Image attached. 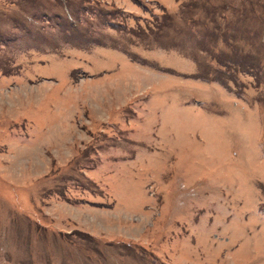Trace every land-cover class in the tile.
Instances as JSON below:
<instances>
[{"label":"rangeland","instance_id":"374dc122","mask_svg":"<svg viewBox=\"0 0 264 264\" xmlns=\"http://www.w3.org/2000/svg\"><path fill=\"white\" fill-rule=\"evenodd\" d=\"M0 264H264V0H0Z\"/></svg>","mask_w":264,"mask_h":264},{"label":"trees","instance_id":"16d2710c","mask_svg":"<svg viewBox=\"0 0 264 264\" xmlns=\"http://www.w3.org/2000/svg\"><path fill=\"white\" fill-rule=\"evenodd\" d=\"M65 21H66V24L65 23H63V22H61L60 23V25L61 26H63L66 30L70 27L69 25H68V22H67V18L66 19H64ZM70 21V20H69ZM72 23V22H71ZM73 24V23H72ZM76 179H77V177H75ZM86 189V188H85Z\"/></svg>","mask_w":264,"mask_h":264}]
</instances>
